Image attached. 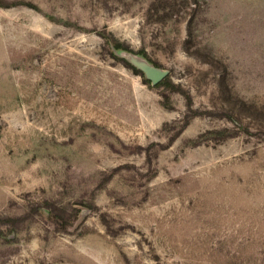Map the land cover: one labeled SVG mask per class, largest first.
I'll return each instance as SVG.
<instances>
[{
    "label": "rangeland",
    "instance_id": "374dc122",
    "mask_svg": "<svg viewBox=\"0 0 264 264\" xmlns=\"http://www.w3.org/2000/svg\"><path fill=\"white\" fill-rule=\"evenodd\" d=\"M0 264H264V0H0Z\"/></svg>",
    "mask_w": 264,
    "mask_h": 264
},
{
    "label": "water",
    "instance_id": "95a60500",
    "mask_svg": "<svg viewBox=\"0 0 264 264\" xmlns=\"http://www.w3.org/2000/svg\"><path fill=\"white\" fill-rule=\"evenodd\" d=\"M133 65L140 71H142L145 76L151 80L152 84L157 85L161 80H163L167 75L168 71L157 68L151 64H148L141 60H132Z\"/></svg>",
    "mask_w": 264,
    "mask_h": 264
},
{
    "label": "trees",
    "instance_id": "16d2710c",
    "mask_svg": "<svg viewBox=\"0 0 264 264\" xmlns=\"http://www.w3.org/2000/svg\"><path fill=\"white\" fill-rule=\"evenodd\" d=\"M127 65H129V67L132 68L136 73L141 74V75L143 74L142 71L138 70L135 66L130 65L128 63H127Z\"/></svg>",
    "mask_w": 264,
    "mask_h": 264
}]
</instances>
